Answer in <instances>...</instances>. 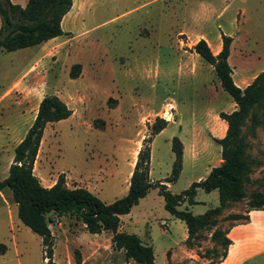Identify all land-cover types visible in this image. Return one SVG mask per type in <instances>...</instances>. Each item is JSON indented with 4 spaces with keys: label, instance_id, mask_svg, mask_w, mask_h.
Here are the masks:
<instances>
[{
    "label": "rangeland",
    "instance_id": "374dc122",
    "mask_svg": "<svg viewBox=\"0 0 264 264\" xmlns=\"http://www.w3.org/2000/svg\"><path fill=\"white\" fill-rule=\"evenodd\" d=\"M61 26L64 32L51 50L41 49V43L0 48V178L7 175L14 147L46 93L60 96L72 113L44 128L33 167L44 185L62 173L66 185L85 186L105 202L122 196L133 157L148 142L144 138L157 115L168 123L150 142L153 178H165L171 170L173 135L184 141L187 153L172 192L222 162L214 136L227 123L218 112L231 111L236 103L213 66L190 46L202 36L218 48L221 33L231 35L233 78L249 71L251 81L264 69V0H83ZM241 135L250 165L243 190L249 194L264 189V98L248 113ZM195 198L196 203L177 207L202 213L219 204V191L198 187ZM248 206L247 197L227 199L215 223L188 239L184 221L165 209L163 196L152 186L121 215V230L150 241L160 264L171 249L173 264H210L223 250L211 231L243 221L231 215L245 213ZM47 216L56 264H138L113 244L111 230L91 233L75 213ZM255 219L242 232L264 242V228L258 230ZM44 261L41 237L18 217L11 190L0 188V264Z\"/></svg>",
    "mask_w": 264,
    "mask_h": 264
},
{
    "label": "trees",
    "instance_id": "16d2710c",
    "mask_svg": "<svg viewBox=\"0 0 264 264\" xmlns=\"http://www.w3.org/2000/svg\"><path fill=\"white\" fill-rule=\"evenodd\" d=\"M72 2L73 0H27L22 5L12 0H0V48L10 51L63 33L61 20ZM231 40V35L221 33V48L216 53L204 37H200L190 46L213 66L221 87L229 93L236 106L231 111L218 112L227 123L224 135L214 136L221 146L222 162L213 166L206 176L191 181L179 192H172L166 183L176 181L182 169L183 141L179 136L171 137L174 158L169 174L160 180H151L149 176L150 142L153 135L164 129L168 123L166 118L158 115L149 124L151 134L144 138L148 142L137 152L127 191L122 196L105 202L85 186L66 185L62 173L58 174L51 185L42 184L33 167L44 128L47 123L66 118L72 113V108L57 94L46 93L42 96L30 126L14 147L8 173L0 178V188L7 186L11 190L17 204L18 217L41 237L44 264H56L53 257L54 235L49 225L50 217L47 216L49 212L58 216L75 213L91 233L111 230L113 244L124 249L125 255L138 264H160L155 260L151 244L144 243L134 232L118 229L120 214L129 212L152 186L157 187L158 193L163 196L165 209L184 221L188 239L194 237L198 228L215 223L216 218L213 217L221 212L227 199L248 198L246 212L231 215L233 219L243 221L231 222L225 228L215 226L211 231L212 240L223 245V250L210 264L224 259L232 242L228 236L229 229L234 224L247 222L251 209H264V189L252 190L249 194L243 190V177L250 165L241 135L248 113L264 98V69L244 87L237 85L228 61ZM166 117L170 119V114ZM198 187L206 191L218 189L219 204L197 214L188 208H178L177 205L183 201L189 204L197 202L195 195ZM165 264L173 263L168 260Z\"/></svg>",
    "mask_w": 264,
    "mask_h": 264
},
{
    "label": "crops",
    "instance_id": "0c3cea01",
    "mask_svg": "<svg viewBox=\"0 0 264 264\" xmlns=\"http://www.w3.org/2000/svg\"><path fill=\"white\" fill-rule=\"evenodd\" d=\"M14 1V0H13ZM27 0H25V3H26ZM24 3V4H25ZM76 3V4H75ZM83 4V0H73L72 2V5L70 7V9L64 14V16L62 17V20H61V25H63V22L65 20V17L66 15H68L69 12H71V10L76 6V5H80L82 6ZM0 23H1V20H0ZM63 27V26H62ZM62 34V33H61ZM60 35V34H59ZM58 36V35H57ZM57 36H54V37H51L45 41H42L40 42L41 43V49L45 48L47 51L48 50H51V48L53 47L52 45V42L54 41V39H56ZM200 37L202 36H197L194 40H192V43H194L196 40H198ZM205 38V37H204ZM207 40V38H205ZM208 44L210 45L212 51L214 53L218 52L219 49L221 48V42L219 43L218 41V48H214L212 47V44L210 43V41H208ZM27 47V46H26ZM194 53H197L194 51ZM198 54V53H197ZM233 72V71H232ZM250 75L251 73L249 74V71H245V72H239L237 74V79L234 81L236 82L237 85H239L240 87H244L247 83H249L250 81ZM41 99V98H40ZM235 107V106H234ZM227 126V124H226ZM226 130V129H225ZM225 133V131L223 132H220V133H215V135H217L216 137H221L223 136ZM23 137V136H22ZM21 137V138H22ZM20 138V139H21ZM183 141V140H182ZM151 146V145H150ZM150 170H149V176L151 178V180H160V179H163V178H153V167H152V160H153V151H152V147H150ZM173 152V151H172ZM186 151H185V147H184V141H183V155H182V169L180 171V174L182 173L183 169H184V166H185V163H186V159H187V156H186ZM137 158V153L135 154V156L133 157V160H132V164H131V168L128 172V176L130 177L131 175V172H132V169H133V166H134V163H135V160ZM173 158H174V152H173ZM195 159L196 158H189L190 162L194 163L195 164ZM210 169H205L204 170V173H203V176H206V174L209 172ZM179 177V176H178ZM199 178V177H198ZM197 178V179H198ZM128 183H129V180H128ZM167 185H168V188L171 187L172 183L173 182H166ZM51 185V184H50ZM148 192V191H147ZM147 194V193H146ZM145 194V195H146ZM144 195V196H145ZM144 196L140 197L139 200L141 198H143ZM196 199V198H195ZM183 202H186V201H183ZM137 204V203H136ZM189 204V203H187ZM194 204V203H192ZM135 205V204H134ZM133 205V206H134ZM191 205V204H189ZM132 206V207H133ZM131 207V208H132ZM213 207V206H212ZM209 208V207H208ZM131 211V209L129 210V212ZM127 212V213H129ZM263 211L262 210H257V209H251L249 211V220L247 222H244V223H237V224H234L228 231V236L231 237L232 239V242L229 244L228 246V249H227V254L226 256L224 257V259H222L220 262H216L214 264H264V242L261 240V239H257V238H254L253 235H255L254 233H250L248 232L247 234H245L244 232H242L244 229L243 227H246L248 226V229L249 227L252 226V223H253V220L254 218H256L255 220H257V229L258 230H262L264 228V215H263ZM121 215L120 214V224H119V227L118 229H121V224H122V221H121ZM130 219V217H129ZM187 235V234H186ZM140 237V236H139ZM186 237V236H185ZM184 237V239H185ZM249 239H252V240H256V241H252V242H248ZM144 243H149V244H152L150 241H143ZM153 245V244H152ZM170 247V246H169ZM154 249V247H153ZM171 249V248H170ZM170 260L172 263H175L176 262V259L174 258V254H173V251L171 249L170 253H169V259L167 258L166 259V262ZM165 262V263H166ZM164 264V263H163Z\"/></svg>",
    "mask_w": 264,
    "mask_h": 264
},
{
    "label": "bare ground",
    "instance_id": "6f19581e",
    "mask_svg": "<svg viewBox=\"0 0 264 264\" xmlns=\"http://www.w3.org/2000/svg\"><path fill=\"white\" fill-rule=\"evenodd\" d=\"M213 47V46H212Z\"/></svg>",
    "mask_w": 264,
    "mask_h": 264
}]
</instances>
